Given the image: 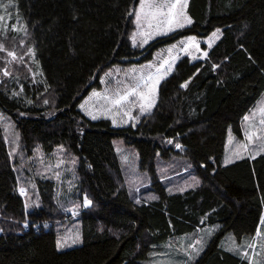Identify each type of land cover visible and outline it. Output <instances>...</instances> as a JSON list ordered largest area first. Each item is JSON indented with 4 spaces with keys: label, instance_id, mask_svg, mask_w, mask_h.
Segmentation results:
<instances>
[{
    "label": "trees",
    "instance_id": "1",
    "mask_svg": "<svg viewBox=\"0 0 264 264\" xmlns=\"http://www.w3.org/2000/svg\"><path fill=\"white\" fill-rule=\"evenodd\" d=\"M138 3L0 0L5 48L35 53L27 72L0 77V112L28 147L37 143L47 154L65 147L75 156L78 193L92 201L75 218L83 243L59 250L58 226L72 218L48 179H38L39 205L27 206L0 122V264H149L163 243L215 224L192 264H250L220 242L231 234L242 243L257 233L264 218V154L229 165L223 160L229 132L242 137L244 117L264 94V0H189V26L134 47ZM21 23V32L11 27ZM217 29L222 36L207 57L179 59L159 86L156 106L135 127L115 128L80 111L112 66L146 63L164 46ZM115 138L139 152L156 199L138 203L122 187ZM159 157L185 159L201 184L172 192L157 175Z\"/></svg>",
    "mask_w": 264,
    "mask_h": 264
},
{
    "label": "rangeland",
    "instance_id": "2",
    "mask_svg": "<svg viewBox=\"0 0 264 264\" xmlns=\"http://www.w3.org/2000/svg\"><path fill=\"white\" fill-rule=\"evenodd\" d=\"M138 7L139 3L134 10L135 29L133 30V33L131 35V43L134 47H146L156 38L167 36L177 30L190 25L186 24L182 28H174L173 31L166 32L165 34L160 35L155 34V30H152V37L148 39L147 43L142 44L143 36L141 35V33L148 31V29L146 26L138 27L136 24L135 11L138 9ZM186 14L189 16L187 9ZM7 21L8 20H6V22ZM23 26L24 25L22 23L17 25L19 30L15 31L21 32L23 30ZM5 29H7V24L3 25V30ZM215 32L216 31H214L213 33ZM213 33L207 38L203 39H200L196 36H188L196 38L195 42L193 43L198 45V48L189 46L187 51H184V44H181V42L183 41L185 43H188L186 41V37L175 44L160 48L155 52L153 59L146 63L130 66H124L121 64L112 66L102 74L99 87L92 89L90 93L83 99L80 105L84 104L85 101H88L89 97L94 91L102 93L106 88L116 89L118 86L122 87L123 83L131 84L133 82L132 76L134 75V73L131 72L132 69L136 70L135 74H138L141 70H143L145 73L149 71L154 73L155 68L159 67V65L165 59H169L170 57H176L173 68L179 59L186 56L189 57L192 61L206 58L207 56H205L204 53L207 52L208 54L209 49H211L222 36L221 29L220 32L215 36H213ZM134 34L135 43L133 42ZM10 40L11 39H9L8 42ZM0 44L4 46L2 40H0ZM174 45L175 47H173ZM203 46H206V49H203ZM170 49L171 51H169ZM8 51H14L17 59L13 60L11 57H9L7 55ZM31 52V48H23L22 50H20L19 55H17V52L15 50L7 49L4 46V50L0 51V77H6L10 79L14 77L13 74L21 73L23 70L27 72L31 67L32 62H35V57L31 54ZM193 56H195L196 59H193ZM149 64L154 65V67L151 69L144 67ZM5 68L8 70L10 75L5 76L3 74V70ZM106 72H111V76L105 77ZM170 73H168L163 79H161L159 84L157 85L156 103L154 107L156 106L159 99V86ZM102 80H106L107 83H102ZM118 81L122 83L118 85ZM93 103H97V106H99L98 102H96L94 99L92 101H89L86 107L91 110V105ZM262 103H264V94L259 98L258 102L250 109L246 116L251 117L255 110L262 105ZM80 105V111L87 118L93 120L89 115L86 114L85 110L81 109ZM154 107L151 109V111L154 109ZM132 114L133 116H139V119L136 121H130L127 124L120 123V116L116 117L117 124H113L111 114L105 116L97 113L98 118L94 121L108 120L110 121L112 127L115 128H123L129 126L135 127L139 123L141 118H143L148 113L142 115L140 114L138 109H135L133 110ZM258 120V114L255 117V120H243L241 124L242 137H237L232 132H229L226 140L225 156L223 160L225 165L232 164L234 161L239 160L240 158H243L247 155H256L264 151V149L260 147L261 144H264V139L261 138V136H264V134H261V136L253 137L251 141H248L245 138V133L251 130L249 127L250 123H256ZM0 122L2 127V138L19 176V192L21 188H24L26 190V195L22 196L26 200L27 206L30 207L32 205H39L41 199V191L38 185V179L43 178L54 182L57 194L56 201L62 208L66 210L67 214L72 218L71 221H66L64 222V224H59L58 226L57 241L61 240L62 242H65L64 247L58 248L59 250H64L81 245L83 243V240L80 236L79 226L76 223L75 218H77L80 212H82L86 207L84 206L85 197L81 196L78 193L77 189V158L73 156L65 147L56 148L50 154L44 153L37 143H34L30 147H28L25 143H23L20 131L16 127L14 121L8 115L0 112ZM113 143L121 164L122 187L127 188L129 194L136 201L152 199V197H154V194L151 190V185L153 183L152 176L149 171L142 168L140 164L139 152L133 147L126 144L124 138H115L113 140ZM245 145L247 147H243ZM228 159H230L231 162L226 163V160ZM57 165L59 166L57 167ZM57 174H59V178H57ZM157 175L165 182L170 190H173L172 192L185 191L191 188L198 187L201 184L200 177L194 171L193 167L189 166L188 161H186L185 159H172L166 161L162 160L159 157L157 160ZM260 227L261 237H264V224H261ZM217 228V224L209 225L206 227H202L201 230L193 234L190 233L183 237L178 236L181 238L169 240L168 242L163 243L160 246V249L153 253L152 259L149 260V264H192L195 258L200 255V253L203 252V250L206 248L209 239ZM77 234L79 237L78 242L72 243V239L75 238ZM261 237H257L255 234L254 238L252 237L251 239L246 240L244 246H242L236 241L233 235L227 234L221 240L220 246L227 251H229V248H233L234 250L229 252L239 254L242 258L248 260L249 262V258H254L261 261V264H264V251H262L261 249V245H264V239H262ZM195 241H200V244L195 245L196 248H200L201 245H203L202 250L198 255H196L195 252H193L192 249L188 247L190 244H194ZM249 245H252V247H249ZM189 253H191L192 256L191 259H189ZM243 253H247L248 258H246Z\"/></svg>",
    "mask_w": 264,
    "mask_h": 264
},
{
    "label": "snow or ice",
    "instance_id": "3",
    "mask_svg": "<svg viewBox=\"0 0 264 264\" xmlns=\"http://www.w3.org/2000/svg\"><path fill=\"white\" fill-rule=\"evenodd\" d=\"M188 6V0H139V7L135 11V19L138 27L146 26L148 31L141 33L143 36V43H147L148 39L152 37L153 31L155 30V34H165L166 32L173 31L174 28H182L186 24H191V18L186 14V9ZM4 8H7L8 5H3ZM130 15L132 13H129ZM5 20L4 16H0V30H3V22ZM14 30H19L17 25L11 26ZM220 32V29H217L213 36ZM196 38L195 37H187L185 42H181L184 44V51H187L189 46H194L198 48V45L194 44ZM133 42L135 43V34L133 36ZM175 47V45L173 46ZM4 50V46L0 44V51ZM171 51V49L169 50ZM34 56V51L31 52ZM7 55L11 57L13 60L17 59L14 51H8ZM207 56V52L204 53ZM176 57H170L169 59H165L159 67L155 68V72H147L145 73L141 70L138 74L135 69H132L131 72L134 73L132 76V83H123L122 87L118 86L116 89H105L104 92H96L94 91L92 95L89 97L88 101H85L84 104H81V109L86 111V114L89 115L93 120L98 118L97 113L101 115H109L112 116V123L117 124V116H120V123L127 124L130 121H136L139 119V116H133V110L138 109L140 114H146L151 111L156 103V91L157 85L160 80L163 79L168 73L172 71L173 64ZM193 59H196L193 56ZM145 68L151 69L154 65L149 64L144 66ZM3 74L5 76L10 75L8 70L5 68L3 70ZM111 76V72H106L105 77ZM102 83H107L106 80H102ZM122 82L118 81L117 84L120 85ZM188 86V82H185L181 87L186 88ZM98 102L93 103L91 105V110H89L86 105H88L89 101L94 100ZM48 101H45L47 103ZM259 115V120L256 123H250V131L245 133V138L248 141H251L253 137L261 136L264 134V103L260 107H258L252 116H245L244 119L246 121L255 120V117ZM258 124V127H257ZM264 139V136H261ZM177 148L181 147L180 144L176 145ZM243 147H247L246 145ZM260 147L264 149V144H261ZM74 162V161H73ZM227 162H231L230 159L226 160ZM59 165H57L58 167ZM57 178H59V174H57ZM21 195H26V190L24 188L20 189ZM152 199H156V197H152ZM139 203V201H137ZM92 204V201L87 199V196L84 198V206L88 207ZM261 224H264V219L261 220ZM257 237H261V233L258 230L256 233ZM264 239V237H261ZM78 234L75 238L72 239V243L78 242ZM196 244H200V241H195L194 244H190L188 247L195 252L196 255L202 250L203 245L200 248H196ZM58 247H64L65 242L61 240L57 241ZM252 247V245H249ZM262 251H264V245H261ZM229 251H233V248H229ZM187 251V250H186ZM243 255L248 258L247 253H243ZM191 253H189V259H191ZM250 264H261V261L256 260L254 258H249Z\"/></svg>",
    "mask_w": 264,
    "mask_h": 264
},
{
    "label": "crops",
    "instance_id": "4",
    "mask_svg": "<svg viewBox=\"0 0 264 264\" xmlns=\"http://www.w3.org/2000/svg\"><path fill=\"white\" fill-rule=\"evenodd\" d=\"M264 154V151H262V152H260V153H258V154H256V155H247V156H245V157H243V158H240L239 160H241V159H245V158H248L250 161H253L254 159H256V158H258V157H260V156H262ZM236 161H238V160H236ZM236 161H234V162H236ZM202 228H197L193 233H195V232H197V231H199V230H201ZM260 229H261V227H259V231H260ZM193 233H191V234H193ZM188 235V234H187ZM183 236H186V235H183ZM183 236H181V237H183ZM181 237H178L177 239H179V238H181ZM254 238V237H253ZM246 242V240H244L242 243H240L242 246H244V243Z\"/></svg>",
    "mask_w": 264,
    "mask_h": 264
}]
</instances>
